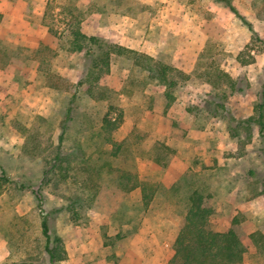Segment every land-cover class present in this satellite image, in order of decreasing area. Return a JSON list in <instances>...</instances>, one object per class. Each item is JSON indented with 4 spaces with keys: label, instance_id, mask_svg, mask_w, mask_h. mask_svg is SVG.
Wrapping results in <instances>:
<instances>
[{
    "label": "rangeland",
    "instance_id": "obj_1",
    "mask_svg": "<svg viewBox=\"0 0 264 264\" xmlns=\"http://www.w3.org/2000/svg\"><path fill=\"white\" fill-rule=\"evenodd\" d=\"M232 1L264 39V0ZM199 2L206 25L193 27L202 47L190 72L195 82L179 84L174 102L163 112L149 108L150 98L163 87L132 58L113 55L109 71L99 79V85L111 89L110 98L89 97V83L79 84L89 63L82 52L67 50L65 34L70 12L79 13L84 33L176 66L174 49L159 40V27L150 25L159 15V3L0 0V40L14 52L13 62L0 68V264H51L41 232L43 218L50 234L59 236L66 249V258L54 264H131L138 251L125 249L129 238L148 228L173 230L193 190L217 199L208 227L225 231L238 217L245 235V264H264V241L248 238L255 226V232L264 227V141L256 124L241 122L245 118L229 120L234 100L252 98L253 104L261 100L260 56L258 64L250 66L236 56L242 50L243 59L255 57L262 46L257 39L251 41L247 30L250 46L230 52L231 43L242 35L241 26H247L223 2ZM229 20L233 25H223ZM220 70L237 81L236 91L218 76ZM74 93L73 118L66 120ZM109 103L123 109L122 122L111 133L113 141L121 142L118 154H113L115 146L100 131ZM197 148L210 151L209 163ZM57 152L60 165L55 161ZM177 155L189 161V169L166 186L163 179H171L166 172ZM238 156L240 161L235 160ZM91 165L100 168L93 178L83 169ZM125 172L142 181L141 194L140 187L127 195L121 192L119 182ZM84 179L101 185L90 203L77 182ZM228 190L238 199L226 200ZM72 199H78L77 216L67 208ZM117 233L124 237H116Z\"/></svg>",
    "mask_w": 264,
    "mask_h": 264
},
{
    "label": "trees",
    "instance_id": "obj_2",
    "mask_svg": "<svg viewBox=\"0 0 264 264\" xmlns=\"http://www.w3.org/2000/svg\"><path fill=\"white\" fill-rule=\"evenodd\" d=\"M214 1L223 2L224 7L247 26L251 32V41L254 39L259 40L262 47L258 50L264 52V39H261L258 36L253 29L251 22H249L246 16L236 8L232 0ZM2 16V13H0V21ZM70 16L65 30V34L68 38L67 50L71 52H82L89 63L85 78L82 81H79V84H83V81L89 83L87 88V94L89 97L110 98L108 93L111 89L99 85V79L104 73L109 71L111 57L113 55L132 58L136 65L147 71L148 76L152 81H155L159 86L163 87V90L150 98L149 108L151 110L159 107L162 108L161 110L163 112H166L175 100L174 89L179 84L195 82L193 74L184 72L172 64L157 61L149 54L139 52L119 43L110 42L100 36L84 33L81 29L79 13L70 12ZM50 31L55 35L57 34L53 29ZM9 46L10 45L7 42L0 40V68L14 60V52L10 50ZM249 46L248 43L245 48H248ZM242 54L243 51L241 50L236 56L241 64H249L255 61L254 56H250L248 59H243ZM218 76L226 78L229 87L232 90H236L237 81L227 72L220 70L218 71ZM94 90L98 91L100 95L96 96V91ZM74 99L75 93L69 99L71 105L66 109V120L73 118L72 102ZM219 106L222 109H227L223 103H220ZM122 119L123 109L118 108L113 103H109L108 110L101 120L100 131L107 134L103 136L104 140L111 142L115 146L113 154H118L122 145L121 142L112 140L111 133L120 126ZM229 120L233 122L239 121L233 115L229 116ZM241 122L256 124L264 141V87L261 92V100L253 104V114L242 119ZM233 129L234 131L236 130L235 127ZM63 133L64 130L59 137L60 142L63 140ZM59 156L60 154L57 152L55 155V161L58 159L57 164L60 165L62 158ZM57 164H55V166H57ZM105 164L109 165V162H106ZM83 169L87 171V174L91 178H93V175L95 174L99 175L100 168H95L93 165L83 167ZM121 178L124 181L119 182V187L124 194H129L136 187H141V189L144 190V185L142 181H139L136 174L125 172L121 175ZM90 180L91 179H89V181L84 179L83 181L77 182H79L80 188L88 194V197L86 198L88 202H93L101 185H99V181ZM20 186L21 188L24 187V185ZM36 196L37 198H40L38 194ZM188 200V208L180 218L178 233L174 240V254L166 264H245L244 256L246 252V244L245 235L240 226V219L238 217H233L229 228L225 231L212 230L208 227V222L214 212V203L217 199L213 195L205 194L199 190H193L189 195ZM77 202L78 199H72L67 205V208L74 212L75 216L78 214L76 211ZM143 202L146 205L148 203V196H146L144 192ZM39 204H41V201H39ZM41 232L45 239L44 249L48 254L49 263L54 264L58 261L64 260L66 258V249L59 236H52L50 234L46 218H43L41 221ZM256 236L264 241V233L260 231L250 233L248 238H251L254 242L257 240ZM116 237L123 238L124 236L122 237V235L117 233Z\"/></svg>",
    "mask_w": 264,
    "mask_h": 264
},
{
    "label": "crops",
    "instance_id": "obj_3",
    "mask_svg": "<svg viewBox=\"0 0 264 264\" xmlns=\"http://www.w3.org/2000/svg\"><path fill=\"white\" fill-rule=\"evenodd\" d=\"M139 1L147 3L149 5L155 3L160 4V8L158 10L159 15L151 19L150 25H157L159 27V33L161 34L159 36V40H164L163 42L166 43L168 42L172 49H174L173 51H175L176 54L173 56L172 62H174L175 65L181 68L184 72L190 73L193 70L194 60L202 49V47L198 43V39H195L197 33L194 31L193 27L197 25H206V19L203 18V13H201L199 9V0ZM232 15L234 14L232 13ZM124 17L128 18V16ZM215 19L219 20L220 18L217 16ZM212 20L214 21V19ZM212 22H210L209 25H213ZM110 25L113 24L110 23ZM223 25H233V21H230L229 23L225 21ZM247 30L249 29L241 26L240 31L242 35L240 38L235 39V41L231 43V47L229 49L230 52L236 54L244 45L248 44L250 35ZM163 34H165L166 37H164ZM257 56H260L261 58V61H259V68L264 65V52H261L255 56V62L249 63L247 64V66L258 64ZM259 68L255 69L254 76L258 77V73L260 72ZM249 79L251 80L250 84L253 85L254 83L252 81V78ZM252 114V98L246 102H242L240 100L233 101L234 117L246 118L251 116ZM198 151L200 154H203L205 157H207V159L205 158L204 160L209 163L210 158L208 157V155L210 154V151L203 150L204 152H200V149L197 148L196 152ZM235 160L240 161L241 157L238 156ZM188 169L189 161L187 159H184L181 155L175 156L168 165V169L166 172V175L171 179L168 180L167 178H165L163 179V182L166 186L173 185ZM233 172H236V170L234 171L233 169ZM141 192L142 189L140 187L139 193L141 194ZM262 195L264 196V191L261 193V196ZM231 198H234L236 200L238 199L236 196L233 197V190H228L226 200H231ZM178 228L179 222L173 228V230H167L166 228H148L147 230H139L138 232H135L125 244V249L127 251L132 249L138 251L131 258V264H166L174 254L173 244L178 233ZM255 228L258 227L255 226ZM255 228H253L250 232L253 233L258 230ZM219 231L222 230L219 229ZM260 232L264 233V227L263 229H260ZM145 252H147V255L143 256V253Z\"/></svg>",
    "mask_w": 264,
    "mask_h": 264
}]
</instances>
